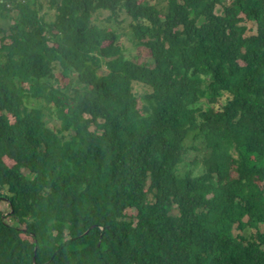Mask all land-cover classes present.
Returning a JSON list of instances; mask_svg holds the SVG:
<instances>
[{
	"label": "trees",
	"instance_id": "16d2710c",
	"mask_svg": "<svg viewBox=\"0 0 264 264\" xmlns=\"http://www.w3.org/2000/svg\"><path fill=\"white\" fill-rule=\"evenodd\" d=\"M221 2L0 0V264H264V0Z\"/></svg>",
	"mask_w": 264,
	"mask_h": 264
},
{
	"label": "rangeland",
	"instance_id": "374dc122",
	"mask_svg": "<svg viewBox=\"0 0 264 264\" xmlns=\"http://www.w3.org/2000/svg\"><path fill=\"white\" fill-rule=\"evenodd\" d=\"M40 1L44 2V0H40ZM150 1L160 9L166 10V8H167V0H150ZM230 1L231 0H222L221 3H230ZM54 12L55 11L52 8H49L48 4H46V2H45L43 4V8L40 10L39 14H42L47 19L51 20L53 15H54ZM216 13H222V4H218L216 6ZM93 17H94L95 23L100 25L101 27L111 26V27H114L115 29L119 30V32L121 33L122 36L119 38L118 43L121 44L122 48L124 49V52L127 53V56H130L133 59H138V60H144V59H147L149 57L147 49L145 47H143L142 45H136L135 43H132L130 41V36H131L130 24L133 20H131L124 13H122L118 16L117 21H115L113 18L112 19L110 18V12L109 11L96 12ZM250 23H252V24L250 25ZM242 24L246 25L247 27L251 26L250 29L254 32L256 31V25L254 22H249V23L243 22ZM105 71H106V68L104 65H102L99 68L98 73L101 74ZM57 75H59V74L57 73ZM61 82L67 83V79L61 78ZM132 87H133V91L135 92V95L137 97L138 105L141 106L143 103H145L144 102L145 100H143V97L148 92L149 89L147 86L143 85L142 83H137V82H133ZM44 118L46 119V121L49 125L52 126V124H54L53 122L50 121V118L48 117L47 112H45ZM189 136H191V135H189ZM189 136L185 140L187 145L195 143V144H198L200 146V142L194 141ZM179 169H180V171H184V169H185L184 165L183 164L179 165ZM1 207H2V210L8 209V205L6 203L1 204ZM174 212H176V211L174 210ZM125 213L127 215V219H130V218L134 219L135 218V213H136L135 209L127 208L125 210ZM233 232L235 234L241 233L243 235H248L252 232V230L251 229H246V230L244 229V230L240 231L234 227Z\"/></svg>",
	"mask_w": 264,
	"mask_h": 264
},
{
	"label": "water",
	"instance_id": "95a60500",
	"mask_svg": "<svg viewBox=\"0 0 264 264\" xmlns=\"http://www.w3.org/2000/svg\"><path fill=\"white\" fill-rule=\"evenodd\" d=\"M91 227H92V226H91ZM91 227H90L87 231H89V230L91 229ZM87 231H86V232H87Z\"/></svg>",
	"mask_w": 264,
	"mask_h": 264
}]
</instances>
